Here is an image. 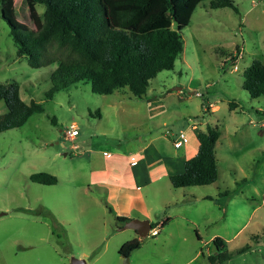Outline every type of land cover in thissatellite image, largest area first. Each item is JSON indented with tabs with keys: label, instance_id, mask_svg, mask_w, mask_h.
Wrapping results in <instances>:
<instances>
[{
	"label": "rangeland",
	"instance_id": "374dc122",
	"mask_svg": "<svg viewBox=\"0 0 264 264\" xmlns=\"http://www.w3.org/2000/svg\"><path fill=\"white\" fill-rule=\"evenodd\" d=\"M209 1L180 30L172 69L150 79L141 98L126 88L96 94L87 82L48 97L55 65L32 68L17 57L0 16V82L42 106L0 132V264H121L119 247L137 235L118 229L117 216L146 219L157 230L139 238L130 264H209L211 235L227 240L231 256L222 264H264V96L242 88L243 70L253 60L264 65V0H232L235 11ZM34 7L39 15L44 8ZM70 124L78 128L72 139ZM206 126L219 132L215 181L172 187L168 176L183 171ZM179 131L188 142L174 148ZM40 171L55 183L28 179Z\"/></svg>",
	"mask_w": 264,
	"mask_h": 264
},
{
	"label": "trees",
	"instance_id": "16d2710c",
	"mask_svg": "<svg viewBox=\"0 0 264 264\" xmlns=\"http://www.w3.org/2000/svg\"><path fill=\"white\" fill-rule=\"evenodd\" d=\"M201 1L22 0L16 8L15 2L9 5L8 0H0V16L16 46L17 57H25L32 68L55 65L49 73L48 97L76 82H87L96 94L126 88L141 98L150 79L161 70L172 69L182 50L180 30ZM37 3L44 7L40 15L35 11ZM208 6L236 10L232 0H210ZM242 75V88L250 97L264 96V65L260 61L253 60ZM0 100L6 108L0 114V132L17 128L31 114L42 112L38 102L25 103L18 96L15 84L0 82ZM218 136L216 127L206 126L196 132V152L184 160L182 172L168 176L172 187L215 181L214 145ZM28 179L39 184L55 183V177L43 171L29 174ZM115 219L120 225L128 220L120 216ZM211 243L215 252L207 256L209 264H220L231 256L218 237ZM139 246L137 237L126 240L118 254L127 256Z\"/></svg>",
	"mask_w": 264,
	"mask_h": 264
},
{
	"label": "water",
	"instance_id": "95a60500",
	"mask_svg": "<svg viewBox=\"0 0 264 264\" xmlns=\"http://www.w3.org/2000/svg\"><path fill=\"white\" fill-rule=\"evenodd\" d=\"M118 229H132L139 238H143L148 234L151 225L146 219H128ZM211 251L215 252V246L213 244ZM69 264H84V260L71 258ZM121 264H130L128 255L122 257Z\"/></svg>",
	"mask_w": 264,
	"mask_h": 264
},
{
	"label": "crops",
	"instance_id": "0c3cea01",
	"mask_svg": "<svg viewBox=\"0 0 264 264\" xmlns=\"http://www.w3.org/2000/svg\"><path fill=\"white\" fill-rule=\"evenodd\" d=\"M231 105L234 107V103H233V102L231 103ZM214 108H215V107H214ZM192 129H194V126H192ZM194 139H195V137H194ZM187 142H188V140L186 141V143H187ZM215 143H216V142H215ZM214 146H215V145H214ZM194 147H195V148H194V150H193V153H191V152L189 153V152H188L189 154L183 158V162H184L185 159L191 157V156L196 152V147H197V141H196V139H195ZM187 148H188V147H187ZM187 150L189 151V148H188ZM187 150H186V151H187ZM108 153H109V152H108ZM108 153H107V154H108ZM215 159H216V158H215ZM132 161H133V160L129 161V165H135V164H134L135 162L133 161V163H132ZM158 162H159V163H163L164 160H163L161 157H159V158H158ZM105 171L107 172V175L113 177L112 179L115 180L116 183H119L118 180H119V176H120L119 174H120V173H119V171L117 170V168L109 167V168H106ZM132 174L135 175L134 172H132ZM223 194H225V192H223ZM205 198H208V197H205ZM262 201H263V200H262ZM168 221H169L168 218H167V219H164V220H161L160 223H159V226L162 228V227H163ZM214 237H218L219 239H221V240H220L221 242H223L224 244H226L225 241H227V240L224 241L222 238H220L219 236H215V235H211V236L208 238V241H210V243H211V240H212ZM137 238H139V237L137 236ZM229 258H230V257H229ZM229 258H228V259H229ZM228 259H227V260H228ZM224 262H225V261H224ZM222 263H223V262H222ZM222 263H220V264H222Z\"/></svg>",
	"mask_w": 264,
	"mask_h": 264
},
{
	"label": "built area",
	"instance_id": "2783aa9c",
	"mask_svg": "<svg viewBox=\"0 0 264 264\" xmlns=\"http://www.w3.org/2000/svg\"><path fill=\"white\" fill-rule=\"evenodd\" d=\"M78 133V128L75 126V124H70L69 128L65 130V135L69 138L72 139L74 138ZM187 141V138L185 136V133L183 131H179L176 135V138L172 140V146L174 148H178L181 145L185 144ZM133 163V161H132ZM148 233L150 235H154L157 233V230L155 228H151Z\"/></svg>",
	"mask_w": 264,
	"mask_h": 264
}]
</instances>
